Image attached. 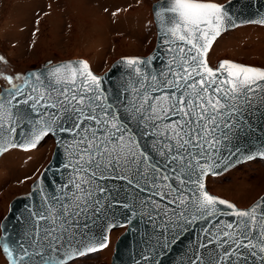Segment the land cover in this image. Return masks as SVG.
<instances>
[{"label":"snow or ice","instance_id":"6c2138e0","mask_svg":"<svg viewBox=\"0 0 264 264\" xmlns=\"http://www.w3.org/2000/svg\"><path fill=\"white\" fill-rule=\"evenodd\" d=\"M231 3L160 0L157 52L121 58L116 80L87 59L0 71V155L46 138L66 154L60 182L48 190L42 174L38 202L12 217L21 231L0 223L7 264H76L118 227L139 244L136 264H164L189 233L181 264H264V197L241 208L207 189L222 166L264 160V68L208 58L245 22Z\"/></svg>","mask_w":264,"mask_h":264},{"label":"rangeland","instance_id":"374dc122","mask_svg":"<svg viewBox=\"0 0 264 264\" xmlns=\"http://www.w3.org/2000/svg\"><path fill=\"white\" fill-rule=\"evenodd\" d=\"M156 1L0 0V54L8 60L7 65L0 63V71L26 73L49 61L87 59L95 73L102 75L121 57L147 56L156 45L152 12ZM208 58L213 67L228 59L264 68V26L244 25L224 33ZM54 149L55 141L46 138L32 151L14 149L0 157V223L12 200L30 191ZM207 188L241 208L248 207L264 194V160L210 176ZM123 232L114 230L108 248L76 264H112L115 244ZM0 264H7L2 251Z\"/></svg>","mask_w":264,"mask_h":264},{"label":"water","instance_id":"95a60500","mask_svg":"<svg viewBox=\"0 0 264 264\" xmlns=\"http://www.w3.org/2000/svg\"><path fill=\"white\" fill-rule=\"evenodd\" d=\"M159 2H160V0L156 1L153 5H155ZM224 4L229 5V0L227 2H225ZM153 5H152V12H153ZM229 10L234 15L237 16L238 21L243 20L245 22L238 23V26L231 27L226 32H228L232 29H235L239 26L258 25V24H253V23H247L246 21L249 19L259 18V14L264 13V0H232V3L230 4ZM259 26H264V25H259ZM155 27H156V33H157L156 45H155L154 50L149 55H154L157 52V46L159 43L158 29H157L156 24H155ZM226 32H224V33H226ZM214 43H213V45H214ZM160 54L163 55L162 49L160 50ZM149 55H147V56H149ZM147 56H138V57H147ZM127 57H131V56H127ZM121 58H123V57H121ZM121 58L117 59L111 65L110 69L108 71H106L104 74H102L101 76H108L112 80H116L119 77H121L125 73L124 66L119 63ZM76 60H79V59H76ZM76 60H68V61H76ZM68 61H63V62H68ZM221 61H223V60H221ZM221 61L218 62L216 67H218V65ZM229 61L236 62L233 60H229ZM58 63H60V62H58ZM236 63H240V62H236ZM55 64H57V63H55ZM241 64H243V63H241ZM244 65H247V64H244ZM44 66H42L41 68H37V69H42V68H44ZM247 66H251V65H247ZM255 67H257V66H255ZM260 68H263V67H260ZM33 70H36V69H33ZM1 156L2 155H0V157ZM64 162H66V154L64 153L63 148H59L55 142V149H54L52 158L49 161V163L45 166V168L42 170V172L40 173V175L38 177V178H40L42 174H45L43 177V184L41 185L42 187H45L46 189L51 190V188H53L57 182H60V172L63 169V163ZM234 167H236V166H233V167L225 170V169H223V166H222L221 169H219L218 171H220V175H221V174L231 170ZM49 168H51V171H47ZM54 173H55V175H54ZM38 178L32 183L30 191L28 193L18 195L10 203L8 213L5 216V217H9L8 223H9V229L10 230L15 231V232L21 231L20 223L17 222L16 220L12 219V217L25 215L26 214L25 213V206L38 202V200H39L38 195L33 193V189H35L37 187ZM30 193H33L32 199H29ZM211 194H213V193H211ZM213 195H216V194H213ZM216 196L220 197L218 195H216ZM261 197H264V194L261 195L258 199H260ZM221 198H223V197H221ZM228 201H230V200H228ZM230 202H232V201H230ZM5 217L3 218L1 223L5 222ZM117 229H124V232L121 234V236L118 238V240L115 244V249H114V253L112 256V264H136V260L139 258V251H140L139 244L137 243L136 239L134 237H132L131 234L128 233L127 230L123 227L115 228L111 231V233ZM111 233H110V235H111ZM2 234L3 233L1 232V235ZM192 239H193V235H192V233H189L188 236L185 238V240L181 244H178L177 246H175L173 249L170 250L169 253H167L165 255V257L163 258L164 264H181V261L184 258V253L187 249V245L190 241H192Z\"/></svg>","mask_w":264,"mask_h":264},{"label":"bare ground","instance_id":"6f19581e","mask_svg":"<svg viewBox=\"0 0 264 264\" xmlns=\"http://www.w3.org/2000/svg\"><path fill=\"white\" fill-rule=\"evenodd\" d=\"M111 247V246H110ZM107 251V250H106Z\"/></svg>","mask_w":264,"mask_h":264}]
</instances>
